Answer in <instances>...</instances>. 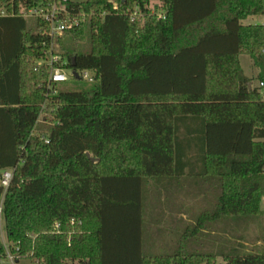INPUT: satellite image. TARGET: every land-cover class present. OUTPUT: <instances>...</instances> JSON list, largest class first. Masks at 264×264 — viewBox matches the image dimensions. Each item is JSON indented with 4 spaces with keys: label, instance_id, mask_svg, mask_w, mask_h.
Instances as JSON below:
<instances>
[{
    "label": "trees",
    "instance_id": "obj_1",
    "mask_svg": "<svg viewBox=\"0 0 264 264\" xmlns=\"http://www.w3.org/2000/svg\"><path fill=\"white\" fill-rule=\"evenodd\" d=\"M39 1L0 0V9ZM68 8L90 17L57 37L59 54L94 82L49 85L36 64L50 49L48 24L0 16V258L3 222L17 261L35 264H264V24L243 23L264 14V0ZM162 190L192 192L201 208L169 252L153 254L147 194ZM249 220L259 231L246 243Z\"/></svg>",
    "mask_w": 264,
    "mask_h": 264
},
{
    "label": "built area",
    "instance_id": "obj_2",
    "mask_svg": "<svg viewBox=\"0 0 264 264\" xmlns=\"http://www.w3.org/2000/svg\"><path fill=\"white\" fill-rule=\"evenodd\" d=\"M69 0H40L38 4L28 8H22L20 11H16L14 7L11 10L7 8L0 9V16H14L16 14L22 15L25 18L39 19L41 22L48 24L47 33L50 37V49L44 57L36 62L37 69L41 66H47L49 69V85L66 82L70 80L74 74L73 71H77L79 78L87 81L94 82L96 80L95 72L88 69L73 70L65 67L66 60H62L61 55L56 52L55 45L57 37L64 34L68 29L78 26L81 23L82 18L90 17L85 12L72 13L68 8ZM115 9L119 8L117 3H114ZM138 11L137 9L131 14L132 18H135ZM262 98L264 100V83H259ZM13 177L12 170H6L2 175V184L8 187ZM59 224H55V229L58 230ZM5 243L7 249V256H9L12 262H17L15 255L10 251L9 244Z\"/></svg>",
    "mask_w": 264,
    "mask_h": 264
},
{
    "label": "crops",
    "instance_id": "obj_3",
    "mask_svg": "<svg viewBox=\"0 0 264 264\" xmlns=\"http://www.w3.org/2000/svg\"><path fill=\"white\" fill-rule=\"evenodd\" d=\"M254 84L256 83L254 82ZM194 199V193L186 190L180 192L162 190L147 194L144 225L145 251L158 254L175 246L177 233L185 227L188 220H191V217L188 219V215L192 214ZM147 217L150 219L147 220Z\"/></svg>",
    "mask_w": 264,
    "mask_h": 264
},
{
    "label": "rangeland",
    "instance_id": "obj_4",
    "mask_svg": "<svg viewBox=\"0 0 264 264\" xmlns=\"http://www.w3.org/2000/svg\"><path fill=\"white\" fill-rule=\"evenodd\" d=\"M74 1H78V2H82V1H85V0H74ZM243 23L244 24H251V23H264V14L263 15H251V16H248L245 20H243ZM64 44L72 49V41L69 37H66L64 39ZM82 48V47H81ZM84 48H88V44L84 45ZM55 49H56V52H61V48L59 46L58 43H56L55 45ZM241 65L245 71L246 74H248L249 76L251 77H254L256 76L257 74V68L254 67L252 65V62H251V59L248 55H242L241 56ZM256 83V81H254ZM87 82H85L84 80H81L78 82V84H86ZM65 86H69V83H66L64 84ZM44 117V112H43V109L41 110L40 112V115H39V122H38V126L42 125L41 124V120L43 119ZM46 125V124H45ZM204 203V201H202ZM192 206H193V209L195 211V213H197L199 211V209L201 208L200 206V202L199 200L197 199H194V201L192 202ZM262 207L264 208V199H263V204H262ZM198 210V211H197ZM191 215H188V219H190ZM147 220L150 219V217H147L146 218ZM247 230H245V233L243 234L244 237H245V241L246 243H249L247 241H249L250 238L256 236V233L259 231V228H258V225H257V221L255 220H249L248 224H247ZM240 234L242 233V229H240ZM258 230V231H257ZM1 231H2V235H3V239L6 241L7 244H9V242L7 241L6 239V236H5V228H4V223L1 222ZM261 243V242H260ZM170 250H164L162 251L163 253L165 252H169ZM0 264H35V262L30 259V258H20L17 262H12L9 258V256H6V257H3V258H0ZM67 264H79L78 262H72V261H69ZM215 264H227V262L220 258Z\"/></svg>",
    "mask_w": 264,
    "mask_h": 264
},
{
    "label": "water",
    "instance_id": "obj_5",
    "mask_svg": "<svg viewBox=\"0 0 264 264\" xmlns=\"http://www.w3.org/2000/svg\"><path fill=\"white\" fill-rule=\"evenodd\" d=\"M72 60H73V61H72V65L75 66V65H76V63H75V58H73ZM73 74H74V76H75L76 78L79 79V75H78L77 71H73ZM250 85H251V83H250Z\"/></svg>",
    "mask_w": 264,
    "mask_h": 264
}]
</instances>
